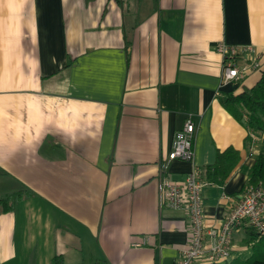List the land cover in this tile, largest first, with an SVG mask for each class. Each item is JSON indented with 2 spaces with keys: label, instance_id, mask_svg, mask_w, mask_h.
Listing matches in <instances>:
<instances>
[{
  "label": "crops",
  "instance_id": "crops-1",
  "mask_svg": "<svg viewBox=\"0 0 264 264\" xmlns=\"http://www.w3.org/2000/svg\"><path fill=\"white\" fill-rule=\"evenodd\" d=\"M222 43L251 48L226 85ZM263 71L264 0H0V197L32 193L0 213V264H175L188 217L163 205L161 183L194 165L209 246L264 152V131L221 98ZM188 118L194 160L170 162ZM230 147L241 160L219 185L206 170Z\"/></svg>",
  "mask_w": 264,
  "mask_h": 264
},
{
  "label": "built area",
  "instance_id": "built-area-1",
  "mask_svg": "<svg viewBox=\"0 0 264 264\" xmlns=\"http://www.w3.org/2000/svg\"><path fill=\"white\" fill-rule=\"evenodd\" d=\"M224 56L222 66V85L240 81L248 70L237 63V57L250 47H240L222 43L219 46ZM257 68V62L251 66ZM196 125L188 118L184 126L175 135L168 161L183 160L192 162L195 156L194 141ZM205 181L201 168L194 165L183 182L163 179L161 200L168 209L186 212L188 217L189 241L175 264H221L232 259L235 231L248 224L261 238H264V185L249 187L243 193L223 224L209 231L210 245L206 244L204 220L203 187ZM134 243L139 247L146 244ZM233 260V259H232Z\"/></svg>",
  "mask_w": 264,
  "mask_h": 264
},
{
  "label": "trees",
  "instance_id": "trees-1",
  "mask_svg": "<svg viewBox=\"0 0 264 264\" xmlns=\"http://www.w3.org/2000/svg\"><path fill=\"white\" fill-rule=\"evenodd\" d=\"M223 106L239 121H242L251 130L264 131V71L260 80L251 88H244L240 94H228L221 98ZM246 119V121H244ZM241 160L238 150L230 147L225 151H219L216 156L215 165L208 168L207 175L214 183L223 185L229 178L231 172ZM264 185V152H261L250 170V176L246 188L241 195L251 186ZM32 193L22 190L0 197V213L11 212L15 205L29 198ZM249 244H253L254 254L245 261L233 264H264V244L253 229L249 228ZM50 264H65L64 257L56 254L52 257Z\"/></svg>",
  "mask_w": 264,
  "mask_h": 264
},
{
  "label": "rangeland",
  "instance_id": "rangeland-1",
  "mask_svg": "<svg viewBox=\"0 0 264 264\" xmlns=\"http://www.w3.org/2000/svg\"><path fill=\"white\" fill-rule=\"evenodd\" d=\"M253 244L254 243H252V247L251 246H247V251L246 252L239 253V255L237 257H234L236 259H233L232 258L233 260L231 259V261H233L234 263H236V262L245 261V260L249 259L254 254V252H255V250L253 248ZM262 244H264V240H263V243ZM238 245H241L242 246V244L240 242H238ZM231 261H229L227 263L224 262V263H221V264H233V262H231Z\"/></svg>",
  "mask_w": 264,
  "mask_h": 264
}]
</instances>
